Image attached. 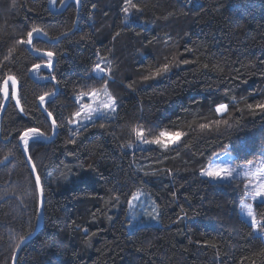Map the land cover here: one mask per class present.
<instances>
[{
    "label": "trees",
    "instance_id": "obj_1",
    "mask_svg": "<svg viewBox=\"0 0 264 264\" xmlns=\"http://www.w3.org/2000/svg\"><path fill=\"white\" fill-rule=\"evenodd\" d=\"M80 5L55 12L50 0H0V81L15 76L20 100L11 82L8 100L0 91V264L16 254V264H264V239L240 216L238 189L200 175L220 150H241L240 162L257 156L262 139L252 131L264 130V111L247 106L264 102V0ZM32 27L51 40L34 36V46L56 53L54 70L39 77L56 80L29 71L47 59L18 42ZM101 61L108 78L94 74ZM165 64L164 78L144 79ZM105 84L119 94L116 113L75 126L77 96ZM219 103L226 114L215 112ZM52 119L55 138L31 140L25 153L19 136L33 126L53 136ZM141 128L148 140L163 131L183 139L171 150L143 147L133 131ZM138 191L158 206L160 225L128 229ZM255 210L264 220V206Z\"/></svg>",
    "mask_w": 264,
    "mask_h": 264
},
{
    "label": "rangeland",
    "instance_id": "obj_2",
    "mask_svg": "<svg viewBox=\"0 0 264 264\" xmlns=\"http://www.w3.org/2000/svg\"><path fill=\"white\" fill-rule=\"evenodd\" d=\"M71 1L76 2V0H69V2ZM53 9H56V10L59 9L58 5L56 4V0H55V3L53 4ZM128 15L131 16L132 11H130ZM130 18H128V20H130ZM163 23L165 25L168 24L166 21H164ZM169 26H172V25H169ZM34 36L42 37L40 35H35V34ZM99 65H101L105 69L107 63L105 61H101ZM39 72L40 70L37 73H31V74L33 77L38 78V80L40 81L45 80L39 77ZM94 74L97 77H107V78L109 75L106 69H105V73L94 71ZM148 76H151V74H149ZM122 77H123V74L120 77L121 80H122ZM93 90H96L98 92V96L95 100L90 98V96L88 95V93H90ZM115 90L116 89L113 90L109 85H107V88L103 86L100 89H92L91 91L84 92L83 99H80V95L82 93L79 96H77L78 103L80 104L79 111L81 112V115L78 118H76L74 125L75 126L85 125L88 123H92L99 118H106V117H110L113 114H115L116 111L112 112V111H109L103 108V104L107 102V96L105 95V92L109 93L114 99L117 100L119 94L114 93ZM112 93L116 94V97ZM85 104L91 105L92 108L95 109V111L88 112L86 109L83 108ZM227 112H228V109L226 112L219 114V115H224ZM251 127L253 128L255 126L251 125ZM258 129L257 131H252L253 136L255 138L259 139L260 141L262 139V142L260 143L256 151L257 156H255L249 162H240V160H238V157H239L238 155H240L241 150H237V152L232 151V150H220L211 157L209 161V165L204 171L215 169L217 167H227L229 169H235L236 171L233 172L232 177L227 180H211L208 177L203 176L204 178L208 179L212 183H215V184L226 183L227 185H231V188L238 189V191L240 192V197H239L240 202H239V209H238L239 214L243 219H245L246 221L250 223H251V217L247 215L249 210L253 212V214L256 216L258 221L262 220L258 218L256 214V210H255L256 204L260 203V198L253 200L252 196L250 194L245 193V190H244L245 185H249V192L254 191L255 189H253L251 186L257 183L261 175H264V130L261 128H258ZM163 132L171 133V131H163ZM145 138H146V135H145ZM158 138H160V135ZM162 139H164L165 142H168L169 140L168 137H164ZM182 139H183V135L175 139L174 142L169 143L167 149H165L162 145L143 144L141 142L140 143L143 147L160 146L163 150H171L173 148L178 147ZM242 155L243 153L240 156ZM245 173H248V175H246ZM136 195L138 196V198L135 200L131 198V204L129 203L128 205V217L130 220L128 229L131 230L133 227L140 226V225H160L161 224L160 213H159V208L156 205V203L144 191H138ZM249 205L251 206L250 208L247 207ZM255 232L258 235L262 236V238L264 239V232H259L258 230H255Z\"/></svg>",
    "mask_w": 264,
    "mask_h": 264
},
{
    "label": "snow or ice",
    "instance_id": "obj_3",
    "mask_svg": "<svg viewBox=\"0 0 264 264\" xmlns=\"http://www.w3.org/2000/svg\"><path fill=\"white\" fill-rule=\"evenodd\" d=\"M51 3H55V0H50ZM76 2L79 4L80 0H76ZM125 4H131V0H125ZM133 7H135V5H132ZM139 10V9H137ZM125 13H127L128 8L125 7L124 8ZM34 34L35 35H40L43 34L45 37L48 36L47 32H44L41 28L39 27H32L30 30L27 31V38L26 39H20L18 42L21 45H25L28 46L30 48V50L32 52H35L37 54V57H46L47 59L43 62H36L32 64L31 69H29V71L31 73H37L39 70L43 69H49V70H54V58L56 57V53H54L53 51H47V50H43L40 47H35L34 46ZM183 64H188L189 61L188 60H184L182 61ZM94 71H98L100 73H105V69L97 64L95 66ZM170 72V66L168 64H165L162 68L158 67L156 68V70L154 72L151 73V76H145L144 79L148 80V79H155V78H164V76H166L168 73ZM41 79H50V80H56V76H49V77H41ZM9 82H11V88H12V92H11V99H15L16 100V106L20 105V100L17 98V93L15 90V86L17 84V79L15 76L13 75H5L3 80L0 81V83H2L3 87L0 88V91H2L3 93V98L4 100H8L10 97V93H9ZM105 88H107V84H105ZM52 94L49 93L47 95H41L39 97L41 104H44V102L46 101V99H48V97H50ZM88 95L90 96V98H92L93 100H95L98 96V92L96 90L91 91L90 93H88ZM105 95L107 96V102L103 104V108L112 112L116 111V107H117V100L114 99L109 93L105 92ZM84 98V94L82 93L80 95V99ZM248 109L250 111H255V110H261L264 111V102H258L255 104H248ZM84 109H86L88 112H92L95 111V109L92 108L91 105L89 104H85L83 106ZM228 109V105L225 103H219L218 106L215 108V112L222 114L224 112H226ZM20 111L23 113L24 109L21 107ZM45 112H47V117L48 118H52V112L48 111L47 108L44 109ZM81 115L80 111H77L75 113V117L74 118H78ZM90 119V117H89ZM69 124L72 123V120L68 121ZM225 123H227V121H225ZM104 125L101 124L100 127L102 128ZM51 127L53 129L57 128V121L56 119H52L51 122ZM208 127V125H201V128H206ZM135 133V136L137 137V139L143 143V144H157V145H162L165 149L168 148V144L171 142H174L175 139L179 138L182 133L179 131H175V132H171V133H167V132H161L160 133V138H156V139H152V140H148L145 138V133L143 131V129H139V130H133ZM164 137H168L169 140L168 142H165ZM39 139H51V137L46 136L44 131H41L39 127H29L27 130L23 131V133L19 136V140L22 142L23 144V151L25 153L28 152L29 150V142L31 140H39ZM73 143H75V141H72ZM129 147H131V145H129ZM31 160V157H29V161ZM0 163H2V161H0ZM33 171H35V166H33ZM235 169H229L227 167H217L215 169H211L208 171H202L200 173L201 176H206L211 180H227L229 178L232 177L233 172H235ZM246 175H248V173H245ZM36 186L37 188L40 190L41 196L43 195V190L40 186V177L37 175L36 176ZM253 189H255L254 191L249 192V185H245V193L250 194L252 196L253 200H256L257 198H260V206H264V175H261L260 179L257 181V183L255 185L251 186ZM138 196L136 194H133L132 199L135 200L137 199ZM131 204V200L128 201ZM247 207H251L250 205ZM247 215L249 217H251V226L253 229L258 230L259 232H264V220H260L258 221L256 216L253 214V212L251 210L248 211ZM261 215H264V213H261ZM30 235V234H29Z\"/></svg>",
    "mask_w": 264,
    "mask_h": 264
},
{
    "label": "water",
    "instance_id": "obj_4",
    "mask_svg": "<svg viewBox=\"0 0 264 264\" xmlns=\"http://www.w3.org/2000/svg\"><path fill=\"white\" fill-rule=\"evenodd\" d=\"M68 3H69V0H64L63 3H62V5H61V7H60L59 9H57L55 12H61V11L67 6ZM80 3H81V0H80ZM80 3H79V10H80V8H81ZM50 8L54 11V9H53V4H52L51 2H50ZM40 36L46 38L48 41H51V40H49L47 37H45L43 34H40ZM52 42H54V41H52ZM53 63H54V67H55V64H56V57L54 58ZM51 71H52V70H51ZM49 80H50V79H49ZM51 96H52V95H51ZM51 96H50V97H51ZM48 98H49V97H48ZM41 106H42V108H43V104H41ZM56 134H57V128H55V132H54L53 136H51V139H45V140H48V141L53 140V139L55 138ZM20 142H21V141H20ZM21 146H22V148H23V144H22V142H21ZM30 165H31V168H32V170H33V164H32L31 162H30ZM33 173H34L35 177L38 175L36 169H35V171H33ZM40 186H41V188H42L41 180H40ZM40 194H41V193H40ZM42 226H43V203H42V206H41L40 223H39V227H38L36 233L41 229ZM16 262H17V254H16V257H15V259H14V264H16Z\"/></svg>",
    "mask_w": 264,
    "mask_h": 264
}]
</instances>
